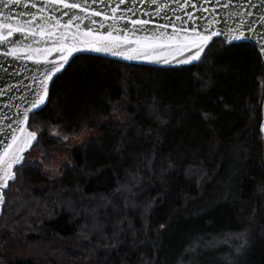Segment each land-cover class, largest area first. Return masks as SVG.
<instances>
[{
  "label": "trees",
  "instance_id": "obj_1",
  "mask_svg": "<svg viewBox=\"0 0 264 264\" xmlns=\"http://www.w3.org/2000/svg\"><path fill=\"white\" fill-rule=\"evenodd\" d=\"M209 48L178 68L69 63L30 117L38 143L5 191L0 264H264V63L250 43ZM95 121L56 182L29 160L64 145L52 127ZM236 232L246 246L210 244Z\"/></svg>",
  "mask_w": 264,
  "mask_h": 264
},
{
  "label": "snow or ice",
  "instance_id": "obj_2",
  "mask_svg": "<svg viewBox=\"0 0 264 264\" xmlns=\"http://www.w3.org/2000/svg\"><path fill=\"white\" fill-rule=\"evenodd\" d=\"M98 2L106 3L107 0H81V2H77V0H48V4L53 6L54 11L56 8H62L85 14L83 17H69L67 23H62L55 16L43 15L46 11L44 8L40 9L42 15L39 17L29 14L31 16L30 20L13 23L11 16L3 17L0 20V46L6 48V51L0 53V55L13 59H20L24 56L34 64L50 66L40 81L41 91L36 93L31 108L25 110L21 121L25 127L17 128L15 131L19 135H12V142L5 145L3 151L0 152V206L6 204L5 196L7 193L3 190H10L9 181H15L17 173L22 171L23 166L26 164L23 153L32 146L34 141L38 143L36 133L29 131L27 127L30 118L29 113L32 117L39 114V109L48 97V82L64 69V65L69 61V56L74 51L86 49L97 53H110L125 60L140 57L149 60L163 59L164 63H169V56L172 59L180 56L182 59L178 61L179 63L191 64L194 61H200L202 54H205V49L209 48L210 45L248 39L241 30L244 27L243 24L240 28L225 33L223 30H217L211 23L203 31H198L196 27H193L191 34L182 26L172 25L173 30L170 35L167 33L166 25H158L162 31L137 39L135 38L136 32L145 29L150 24L149 20L128 18V12H131L133 16H136L137 13L132 8H121L122 5L126 4V0H114V4L110 5V14L90 10L87 6L89 4L95 5ZM127 2L130 3L131 0H127ZM175 2L181 11L188 12V20L193 24H196L199 19L196 16L197 11H209L207 7L197 3L196 0H175ZM211 2L212 0H204L205 4ZM19 3H21V0H8L5 6L10 7ZM151 3L157 7V15L162 11H166L167 5L161 7L160 0H151ZM216 3H220V0H216ZM262 3H264V0H262ZM24 6L27 7L28 5ZM31 7L35 8V5H31ZM121 12L124 14L120 15ZM63 15H68V13L64 12ZM0 16H3V14L0 13ZM95 17H102L105 21L111 20L112 23L107 27L111 28L112 31H107L106 35L98 34V30L94 32L91 28L81 31L80 24L76 23L77 21H88L94 25L97 23ZM89 18L93 19L89 20ZM177 19H180V17L177 16ZM121 22L132 26V36L121 35L125 31L123 27H119ZM74 24L75 30H73ZM101 27H104V25H101ZM113 32L116 34L114 35ZM21 37L24 41H30V43H22ZM49 44H51L50 47H45ZM81 45H84V49L80 47ZM54 53L60 54L58 59H50ZM186 53H190V55ZM260 54L264 56V45L260 47ZM204 118L209 119L210 117L205 114Z\"/></svg>",
  "mask_w": 264,
  "mask_h": 264
},
{
  "label": "water",
  "instance_id": "obj_3",
  "mask_svg": "<svg viewBox=\"0 0 264 264\" xmlns=\"http://www.w3.org/2000/svg\"><path fill=\"white\" fill-rule=\"evenodd\" d=\"M77 2H81V0H77ZM196 2L209 9L207 12H196V16L199 17L196 24H193L188 20V12L181 11L180 8L177 7L175 0H160V6L165 7V5H167V7L166 11L160 12L159 15H157V7L151 3V0H147V2L146 0H131L130 3L126 0V4L122 5L121 8H132L135 10L137 13L136 16H133L131 12L127 13V17L130 19H145L150 21V24L145 29L136 32L135 38L137 39H141L144 36H151L153 33H159L162 29H160L158 25H166L167 33L170 35L173 30L172 25H175L176 27L182 26L189 32V34H191V29L193 27H196L198 31H203L209 23H211L217 30H223L225 33L230 30L240 28L241 24H243L244 27L241 30L245 33L248 39L234 41L232 43L253 44L260 53V47L264 45V3H262V0H220V3H216V0H212L211 3L207 4L204 3V0H196ZM7 3L8 0H2V2H0V13L3 14V16H0V20H2L3 17L11 16L13 18V23L16 21L30 20L31 16L29 14L37 17L41 16V8L46 10L43 15L55 16L62 23H67L69 17H83L85 15L84 13H80L75 10H66L62 8H56L54 11L53 6L48 4V0H21V3L11 5L10 7L5 6ZM33 4L35 5V8L31 7ZM113 4L114 0H107L106 3L98 2L95 5L89 4L87 6L90 10L110 14V5ZM24 5L28 6L25 7ZM64 12H67L68 15H63ZM145 13L148 14L146 15ZM119 14L123 15L124 13L121 12ZM177 16H179L180 19H177ZM90 19L93 18H89V20ZM94 19L97 20V23L94 25L90 24L88 21H77L76 23L80 24L81 31L91 28L94 32H97L98 30V34L101 35H106L107 31H112L111 28L107 27V25L112 23L111 20L105 21L102 17H95ZM101 25H104V27H101ZM119 27H123L125 29L121 35L132 36L131 25L121 22ZM73 30H75V24ZM113 34L115 35L116 33L113 32ZM21 42L30 43V41H24L22 37ZM50 46L51 44L45 45V47ZM80 47L84 49V45H81ZM4 51H6V48L4 46H0V53H3ZM186 54L190 55V53ZM59 55V53H54L50 59H58ZM79 55L103 57L123 63L155 68H178L195 65L203 58L202 54L200 61H194L191 64H182L178 62L182 59L180 56H177L175 59H172L171 56H169V63H164L163 59L149 60L140 57L138 59L125 60L120 56H114L110 53H97L86 49L74 51L69 56V61L64 65V69H62L60 73H57L53 77V80L48 82V97L39 111L42 110L48 103L50 89L54 80L67 68L69 63ZM261 57L264 63V56ZM49 67V65L34 64L24 56L20 59H13L11 57L0 55V152L3 151L5 145L12 142V135H19V133L15 130L20 127H25V125L21 123L23 115L25 110L31 108L32 101L36 98V93L41 91L40 81L43 79L45 72ZM29 117H31V113H29ZM28 130L31 131L29 127ZM260 132L264 140V99L262 102V121L260 124ZM36 136L38 141L37 133ZM36 143L37 142L34 141L32 146L23 153L24 157L25 154L36 145ZM12 182L14 181H9V184ZM7 190L8 189H4L3 191ZM3 207L4 206H0V218L3 214Z\"/></svg>",
  "mask_w": 264,
  "mask_h": 264
},
{
  "label": "rangeland",
  "instance_id": "obj_4",
  "mask_svg": "<svg viewBox=\"0 0 264 264\" xmlns=\"http://www.w3.org/2000/svg\"><path fill=\"white\" fill-rule=\"evenodd\" d=\"M99 121H95L87 125L78 136H65L59 132L56 127L51 128V135L55 137H59L63 142L62 147H58L54 151H50L48 153L49 157L44 155V152L41 149H37L30 156L29 160L32 162H40L45 164L46 172L49 175L50 181L56 182L60 177L61 169L70 163V152L73 148L81 146L85 141L89 138H97L99 137ZM130 187V184L125 186L126 189ZM232 190V185L230 184L228 187L226 184H220L218 194H222L224 191L227 192ZM16 192V191H15ZM82 201L80 205H82ZM79 205V204H75ZM246 232H236L226 235L225 237L218 238L216 240L210 241V244L214 243H223V245L228 246L230 251H235L240 249L239 246H246L247 236ZM207 245V244H206ZM205 245V246H206ZM3 251V247H1Z\"/></svg>",
  "mask_w": 264,
  "mask_h": 264
}]
</instances>
